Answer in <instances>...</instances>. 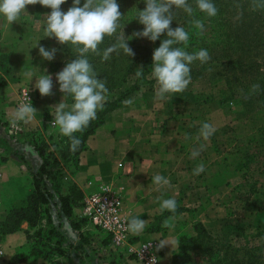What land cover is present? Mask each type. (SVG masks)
I'll return each instance as SVG.
<instances>
[{"label": "crops", "instance_id": "crops-1", "mask_svg": "<svg viewBox=\"0 0 264 264\" xmlns=\"http://www.w3.org/2000/svg\"><path fill=\"white\" fill-rule=\"evenodd\" d=\"M67 5H72V1ZM35 6L27 5L26 12L10 25L0 16V55L5 58L0 63V109L7 123L0 124V221L5 219L6 204L12 200L6 194L21 178L33 179L39 170L42 159L37 147L48 143L51 132L57 131L55 105L61 100L69 106L73 103L59 91L55 79L56 73L62 70L63 52L55 38L45 37L46 22L42 14L34 17ZM64 7L61 10L66 12ZM39 46L56 48L55 58L44 60L39 55ZM43 74L52 76V95L41 96L34 87ZM22 87L31 89V106L37 112L33 119L14 124L12 114L21 105L18 98ZM156 88H142L127 95L121 106L110 110L104 116V123L88 136L87 148L81 152L78 165L71 171L65 169L67 174L61 182L62 193H66L70 183H75L83 192L94 188L97 182L121 185L125 215L129 220L137 217L147 222L142 232L131 234L133 243L156 242V264H172L173 254L178 250V236L188 227L187 232L193 233V222L199 220L206 225L237 206L245 158L252 150L247 142L261 122L254 115L242 114L231 106L232 101L221 103L209 97L205 90L173 93L172 100L161 101L156 96ZM129 99L133 103L126 105L124 101ZM203 123L215 129L207 141L199 135ZM200 145L204 146L203 151L192 158V150ZM201 162L204 171L195 175L194 169ZM157 174L168 178L170 185L157 190L152 180ZM169 198L177 202L175 214L168 210L161 213V201ZM56 208H59L58 200ZM173 215L176 219L170 223L174 227H163V221ZM24 242L27 240L23 234L7 233L0 240L5 252L0 264H51L39 256L11 262ZM161 244L165 245L160 247ZM78 264L140 263L124 254L105 259L92 256V261ZM185 264L197 262L193 259Z\"/></svg>", "mask_w": 264, "mask_h": 264}, {"label": "clouds", "instance_id": "clouds-1", "mask_svg": "<svg viewBox=\"0 0 264 264\" xmlns=\"http://www.w3.org/2000/svg\"><path fill=\"white\" fill-rule=\"evenodd\" d=\"M66 0H0V16L8 24L16 22L22 12H26L27 5L39 4L49 8L51 11L46 15L45 37L55 38L61 45H71L77 53L75 59L66 63L65 67L56 73L55 79L59 84V91L63 96H71L73 103L69 106L61 100L55 105L54 124L58 126L60 134L70 141L71 152H76L81 141L74 133H82L91 121L97 118V111L103 110L108 98V89L102 79L94 71L89 62L88 54L100 55L98 46L103 42L105 36L112 37L119 27L118 21L122 17L120 5L116 0H72V6L66 12L61 10V5ZM143 10H137L135 19L142 24L143 30L134 32L133 37L147 38L155 42L162 34L167 37L163 39L158 48L152 54V78L156 81V96L161 101L169 100L170 94L183 92L191 81L190 65L194 61L201 64L207 63L211 57L207 49H200L195 53H189L181 47L174 45H187L189 33L185 28L177 26L170 27L174 19V9H182L189 16L193 15L194 9L188 0H144ZM196 7L207 17L217 15L218 9L212 0H195ZM255 8H264V0H253ZM193 26L204 30V24L196 19L191 22ZM127 38L122 35L118 42L103 51L102 59L107 61L111 53L122 49L123 52L132 57L133 50L127 44ZM34 47H37V43ZM57 49H45L38 47L39 55L47 61L55 58ZM143 75V68L138 67L134 76L140 78ZM35 89L41 96L52 95L53 79L51 74H43L36 80ZM259 89L258 84L252 85V92ZM28 103L21 104L12 114V120L16 122H27L34 118L37 110ZM126 105L133 103L131 99L124 101ZM215 129L208 123H203L199 135L207 141L214 134ZM185 139H189L186 135ZM203 145L194 148L191 152L192 158H196L203 151ZM204 171V164L201 162L195 169L194 174L198 175ZM153 183L159 188L170 185V180L159 174L153 178ZM159 199V198H158ZM178 205L174 198L164 199L160 203L161 213L164 210L175 214ZM176 219L175 215L163 221V227L172 228ZM146 220L132 217L127 223L128 230L133 234H139L146 226ZM165 244H161L160 247Z\"/></svg>", "mask_w": 264, "mask_h": 264}, {"label": "trees", "instance_id": "trees-1", "mask_svg": "<svg viewBox=\"0 0 264 264\" xmlns=\"http://www.w3.org/2000/svg\"><path fill=\"white\" fill-rule=\"evenodd\" d=\"M82 2L84 3V0ZM116 2L120 5L119 10L122 14V17L118 21L119 27L117 32L112 37L105 36L103 42L98 46L100 55L92 53V66L94 71H96L98 74L97 78L102 79L105 82L108 92L117 91L119 88L122 89L115 94L113 99H107L103 110L97 111V118L91 121L89 126L82 133H74V135L81 141L79 147L76 150L77 154L87 148L86 140L88 136L91 135L99 125L104 123V116L110 110L121 106L123 98L129 95L132 91L139 90L141 84L146 82L145 75L152 69L151 65L153 51L159 47L163 39L167 38L165 34H162L161 37L154 42L153 49L147 51L146 47L135 46L129 41L128 37L125 36L127 38L126 42L128 46L134 52V56L130 57L126 55L122 49H118L117 51L111 53V58L109 60L104 61L102 59L103 51L106 48L111 47L114 43L118 42V37L122 35V28L136 22L137 20L135 17L137 15V10H143L146 6L144 0H116ZM242 2L244 3V0H240L238 3L237 1L226 0L225 4L223 0H218V6L219 8H222L219 10L218 16L216 15L214 17H207L206 19L210 21L214 34L209 38H204L205 40L202 43H200L199 40L203 39V36L200 35L199 30L191 23L193 19H197L196 15L188 16L187 13L180 11L178 13H174L175 20L179 19L183 21L184 27L186 26L185 30L189 33V40L186 46L184 44L174 46L181 47L189 53H195L200 49H207L210 53V48L211 45L213 46V42H217L218 44H226V42L229 40V38L226 36H231L233 33L231 30L226 31L224 29L225 22L234 15L237 16L236 20L240 17V9H242L241 5L243 4ZM68 3H70V0H66V3L62 5H67ZM247 3L251 4V0H247ZM189 4L193 7V9L195 7L194 13H196L198 16H202V13L196 7L195 0H191ZM243 8H245V5ZM256 10L257 12H254L253 18H247L248 15L247 13L245 14L244 17L246 18L243 21V25H248V28H254V35H251L254 37V42L258 44L255 51L260 58L259 62H261V59H264V8H256ZM50 11L51 10L49 8L36 4L33 14L35 18H38L41 14ZM252 19H254V23ZM175 26L177 27V25ZM244 40L245 37H238L237 39V41L242 42V46H246L241 48L240 54L245 53V48L248 50V52L251 51L249 45L244 44ZM240 47H237L236 49L238 50ZM246 55L249 59H242L241 57L238 60H230V58H226V55H222L218 59L219 61L211 58V60L204 64H201L198 60L192 63L193 66H199V68L202 70H205L213 61H216L218 64L230 66L232 69L245 67V69L255 68V71H257V78L255 79L253 85L258 84L259 89L254 92V95H256L260 101L261 108L256 114H254V118H259L261 123L258 127V130L254 132V136L248 139L249 141L247 142V145L251 144L252 150L246 155L247 157L245 158L242 175L245 174L248 166L254 163V159H256V153L254 150L256 148L257 150L261 148L264 149V67H262L263 63H259L257 61L258 59L255 60L250 53H246ZM75 57L76 55H74V58ZM3 59H5L4 55H0V63L2 64L4 63ZM119 60L122 62V64L118 67L117 63ZM139 60L142 63L141 66L143 68V75L140 78L135 77V80L129 84L128 75L135 74L134 65H137ZM227 82L228 84L230 83L228 79ZM250 86L252 87V85ZM66 98L68 100L72 99L69 96H66ZM229 101L231 102L232 100L223 102L229 103ZM4 114V111L0 109L1 125L7 124L6 121L3 120ZM56 129L59 132L57 125ZM252 143H254V145ZM37 150L42 159V163L37 173L33 176L34 192L26 197L24 207H10L8 211H6L5 219L0 221V240H2L7 233L17 231L22 220H27L30 223V227L28 228L30 230L26 233L27 242H29L31 239L39 240L40 238H44L46 241L50 242V240L56 237L59 233L56 231L57 228L52 225L48 215H46V217L50 223L43 228L41 225L42 215L39 211V207L48 205L50 199L53 197V194H57L60 207L58 210L59 215L64 217L67 222H69L70 230L78 232L79 243L76 245V249H83L85 245L89 244V229H92L93 231H99L101 234H103V243H109V236L104 234L99 228H91L87 224L86 219L79 218L78 216L74 217L73 208L79 207L81 205L83 191L75 183H70L67 186L66 193H62L61 181L64 178V174L63 170L61 169V163H59V160L57 157H55V155L49 151L46 152L43 148V145L38 146ZM60 159H62L61 155ZM75 160L76 167L78 165L79 159ZM256 192L258 193L259 191ZM83 226L87 228V230L84 232L81 231ZM255 227H257V229L254 233V239L263 235V232L260 230L259 226L256 225ZM192 230L193 233L191 234L184 232L178 236V250L173 254L172 264H185L186 262L193 261V257H197L204 264H264V246L261 244L251 245L247 241L246 244L235 245L229 240L222 241L218 237L208 232L203 223L199 220H196L192 223ZM94 239L95 237L92 233V243L97 242L96 240L93 241ZM54 242H58V244L54 247L55 252L64 254L61 247L64 241H61L59 235L57 236V239L54 240ZM35 251H37V253L40 252L39 249L33 250V252ZM35 256L42 257L48 262H51V264H59L57 259H52L51 261L46 259L43 255L41 256L36 254ZM29 258L30 257H22L21 253H18L12 256L10 261H26Z\"/></svg>", "mask_w": 264, "mask_h": 264}, {"label": "rangeland", "instance_id": "rangeland-1", "mask_svg": "<svg viewBox=\"0 0 264 264\" xmlns=\"http://www.w3.org/2000/svg\"><path fill=\"white\" fill-rule=\"evenodd\" d=\"M82 1L83 0H81L80 6L83 5ZM190 1L191 0H188V3H190ZM230 1H237L238 3L240 0ZM212 2L218 9V16L219 10L222 8H219L218 0H212ZM223 2L226 4V0H223ZM244 5L245 8H243ZM71 6L72 5H67L66 7L65 5V7H61H64L67 11L68 8ZM241 8L242 9H240V17L237 20V16L234 15L233 17L229 18L228 21L225 22L224 29L226 31L231 30L233 33L231 36H226L227 38H229L226 44H218L217 42L212 43L213 46L211 45V50L209 53L211 58H214L219 61L218 59L222 55H226V58H230V60H238L241 57L242 59H249L246 53H250L255 60L258 59L257 61H260V58L258 57V54L255 51L258 44L254 42V37H252L251 35H254V28H248V25H243V21L246 18L244 16L246 13L248 15L247 18H253L254 12H257L256 8L253 5V0H251V4L247 3V0H244V3L241 5ZM179 11L184 13L182 9H174V13H178ZM201 13L202 16H198L196 13L193 12V15H196V18L201 20L204 24V30L202 34L198 29L200 35L203 36V39L199 40L200 43L205 40L204 38H209L214 34L210 21L206 20L207 15L203 12ZM41 16H43L45 23L47 19L46 13L42 14ZM252 21L254 23V19H252ZM175 25L186 28V26L184 27L183 25V21L179 19L175 20L174 18L170 27L174 29L176 27ZM143 27L144 26L142 24L136 21L122 28L121 32L124 34V36L128 37L129 41L132 42L135 46L146 47L147 51L152 50L154 42L149 41L147 38L133 37V33L142 31ZM238 37H245L244 44L249 45V48L251 49L250 52H248V50L245 48V53L240 54L241 48L246 46H242V42L237 41ZM237 47H240V49L237 50ZM59 48L63 52L64 57V60L62 62L63 69L66 63H69L71 62V60L76 58H74V55L77 56V53L74 52L71 45L59 44ZM88 59L89 62L92 64V53L88 54ZM259 63H263L262 67H264V59H261V62ZM121 64L122 62L119 60L117 66L119 67L121 66ZM141 64L142 63L139 60L137 65H134V72L137 70L138 67H141ZM190 68L191 81L183 92L193 91L194 93H199L202 90H205L209 97H215L218 99V101L223 102L232 100L233 103H230L231 106H235L239 111L242 112V114L245 115H254L257 113V111L260 110V101L258 100L257 96L254 95V92L251 91L252 87L250 86L253 85L255 79L257 78V71H255V68L245 69V67H243L232 69L230 68V66H224V64L220 65L216 61H213L205 70L200 69L199 66H193L192 64L190 65ZM151 73L152 69L149 73L145 75L146 82L141 84L139 90H141L142 88H151L155 86L157 87L156 81L154 78H152ZM227 79L230 81L229 84L227 82ZM128 80V83L131 84L135 80V76L133 74L128 75ZM121 89L122 88H119L117 89V91L108 92L107 99H113L115 97V94L121 91ZM139 90L132 91L129 95H133ZM171 95H173V93ZM172 99L173 98H170L169 100ZM178 99L182 100V98L179 97ZM43 134H45L46 137L48 136L47 132H43ZM56 134H58V137H56ZM50 138L51 140L48 143H45L43 145V148L45 151L47 150L53 155H55V157H57L59 163H61V169L63 170V174L64 176H66L67 173L65 172V169L70 170L75 166V159L80 158V154L82 151L78 154L77 152H71L69 150L70 141L67 137L63 136L58 131L51 132ZM254 152L256 153V159H254V163L248 166L245 174L242 175L244 179L240 181V184L238 186V201L235 209L228 210L226 212V215L219 219H215L214 221H211L206 225L203 224L208 232L218 237L220 240H229L235 245L246 244V242L248 241V243H250L251 245L261 244L264 246V149L261 148L257 150L256 148ZM60 155L62 156V159H60ZM256 191L259 192L257 193ZM33 192V179L31 177L21 178L18 185H16L10 193L6 194L7 196L9 194V198H11L12 200L11 202L6 204L5 210L8 211L10 207H24L26 197ZM54 199L56 200L54 201ZM57 200V194H53V197L50 199L49 204L39 207V211L42 215L41 225L43 226V228L50 223L46 215L49 216L52 225L57 228L56 231H58V235L61 241H64V243L61 245L64 254H59L54 250L55 245L58 244V242H54V240L57 239V235L56 237L51 239L50 242L46 241V239L44 238H40L39 240L31 239L29 240V242H24L22 245V250L20 251L22 257L27 258L39 254L41 256L43 255L46 259L51 261L52 259H57L59 264H78L81 262L83 263L85 260L92 261V256L97 257L99 259H105L107 257H121L124 254L128 255L127 252L113 247L110 243H103V234H101L97 230L93 231L92 229L88 230L90 236L89 244L85 245L83 249H76L75 247H77L76 245H78L79 243L78 232L70 230L69 222H67L64 217H61L59 215L58 210L60 209V207L56 208ZM73 215L74 217L76 216L75 214ZM253 225L259 226L260 230H262L263 235L261 237L254 239V233L257 227ZM29 227L30 223L27 220H22L19 224L17 233L23 234L26 238V233L30 230L28 229ZM86 230L87 228L85 226H83L81 229L82 232ZM189 230L190 227L186 229V233ZM92 233L95 237L93 241L96 240L97 242L92 243ZM133 239L134 238H130L129 241L133 243ZM0 248L4 253L3 256L0 258V260H2L5 257V252L3 245H0ZM35 249H39L40 252H33V250ZM193 259L197 262V264H204L197 257H193Z\"/></svg>", "mask_w": 264, "mask_h": 264}, {"label": "built area", "instance_id": "built-area-1", "mask_svg": "<svg viewBox=\"0 0 264 264\" xmlns=\"http://www.w3.org/2000/svg\"><path fill=\"white\" fill-rule=\"evenodd\" d=\"M32 100V91L22 87L18 102L28 103ZM89 188L92 180L88 181ZM73 214L84 218L92 228H99L109 236V243L120 250H124L140 264H156L158 258V244L151 240L131 243L132 233L127 228L128 217L122 208V186L97 182L94 188L83 192V199L79 207L73 208ZM0 248V258L3 256Z\"/></svg>", "mask_w": 264, "mask_h": 264}]
</instances>
